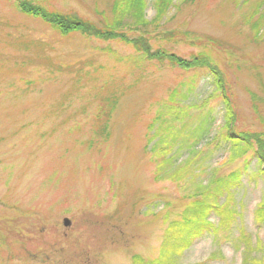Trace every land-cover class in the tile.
<instances>
[{
	"label": "rangeland",
	"instance_id": "obj_1",
	"mask_svg": "<svg viewBox=\"0 0 264 264\" xmlns=\"http://www.w3.org/2000/svg\"><path fill=\"white\" fill-rule=\"evenodd\" d=\"M29 1L151 53L200 55L217 75L63 34L0 0V264H264V165L255 143L236 154L223 142L218 82L233 131L264 133V0H144L143 24L118 0ZM237 170L217 198L231 222L210 213L212 232L171 242L199 189Z\"/></svg>",
	"mask_w": 264,
	"mask_h": 264
},
{
	"label": "trees",
	"instance_id": "obj_2",
	"mask_svg": "<svg viewBox=\"0 0 264 264\" xmlns=\"http://www.w3.org/2000/svg\"><path fill=\"white\" fill-rule=\"evenodd\" d=\"M17 6L19 8V13H22L26 18H40L45 23L56 28L61 33H68L75 30H80L83 33L93 36L99 39H116L120 38L122 41L129 43L137 51L143 53L149 59L155 60H169L171 63L185 68H207L210 71H213L214 75L217 68L213 66L210 62L205 60L200 55L195 56L191 61H184L180 58L167 54L166 52L154 51L150 52L149 47L143 39L137 38L134 40H127L124 35L119 33H114L109 29H98L93 24L83 23L81 21H76L74 18L60 15L57 13H51L43 8L35 6L29 0H17ZM133 10L135 18L138 19L140 23H144V0H118V3L114 5L113 11L128 12ZM215 75V76H216ZM222 76V75H221ZM218 82L222 96L224 100L227 98V104L230 110V121L228 124L229 131L222 137L223 142L227 144L232 142L236 154H242L247 152L252 148V142L256 144L255 153L258 155V162L264 165V133L261 134H251V133H236L234 132V123L236 122L235 113L233 112L232 106L230 103V98L227 94V89L223 88L225 86L224 80L222 77L218 78ZM264 103V100H263ZM232 109V111H231ZM111 113V111L109 110ZM233 127V128H232ZM190 162H186L185 166ZM242 171L237 170L230 173L223 178H212L208 183L206 188L199 189V198L195 199L188 203V206L182 212L181 217L177 223H174L170 226L169 230L172 232L171 242L180 243L182 250L187 249L191 246L195 239H198L200 235L205 232L211 231V224L208 221V216L210 213H215L217 216L221 217L222 223L231 222V217L229 212L223 211L226 209L224 206H217V198L223 196L226 192L231 190L233 187L239 185V180L241 177ZM259 217H256V220L259 223L264 224V200L259 206ZM132 264H163L162 260H156L150 263L144 262L138 256L132 257Z\"/></svg>",
	"mask_w": 264,
	"mask_h": 264
},
{
	"label": "water",
	"instance_id": "obj_3",
	"mask_svg": "<svg viewBox=\"0 0 264 264\" xmlns=\"http://www.w3.org/2000/svg\"><path fill=\"white\" fill-rule=\"evenodd\" d=\"M63 225H64V227H66L68 225V221L64 220Z\"/></svg>",
	"mask_w": 264,
	"mask_h": 264
}]
</instances>
